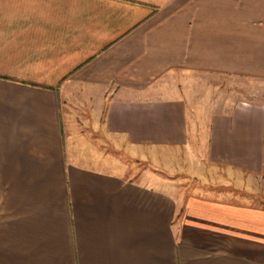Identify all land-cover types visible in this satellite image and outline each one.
I'll list each match as a JSON object with an SVG mask.
<instances>
[{"label": "crops", "instance_id": "crops-1", "mask_svg": "<svg viewBox=\"0 0 264 264\" xmlns=\"http://www.w3.org/2000/svg\"><path fill=\"white\" fill-rule=\"evenodd\" d=\"M264 0H0V264H264Z\"/></svg>", "mask_w": 264, "mask_h": 264}, {"label": "rangeland", "instance_id": "rangeland-1", "mask_svg": "<svg viewBox=\"0 0 264 264\" xmlns=\"http://www.w3.org/2000/svg\"><path fill=\"white\" fill-rule=\"evenodd\" d=\"M206 93L211 91L213 99H240L253 95L256 100H264V84L257 79H244L218 75H205Z\"/></svg>", "mask_w": 264, "mask_h": 264}]
</instances>
